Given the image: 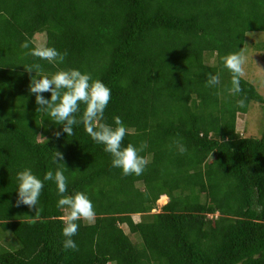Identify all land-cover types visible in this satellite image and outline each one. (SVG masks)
I'll use <instances>...</instances> for the list:
<instances>
[{"label": "trees", "instance_id": "trees-1", "mask_svg": "<svg viewBox=\"0 0 264 264\" xmlns=\"http://www.w3.org/2000/svg\"><path fill=\"white\" fill-rule=\"evenodd\" d=\"M256 31L264 0H0V264H264V132L238 131L264 94L244 76L231 95L223 65ZM38 34L67 54L63 64L29 54ZM71 68L111 88L104 122L121 117L124 145H147L142 175L113 168L83 123L68 136L38 111L31 78ZM25 168L41 180L62 170L65 195L92 200L95 220L76 221L75 249L63 247L70 209L57 208L53 182L37 207L17 203Z\"/></svg>", "mask_w": 264, "mask_h": 264}, {"label": "clouds", "instance_id": "clouds-1", "mask_svg": "<svg viewBox=\"0 0 264 264\" xmlns=\"http://www.w3.org/2000/svg\"><path fill=\"white\" fill-rule=\"evenodd\" d=\"M22 47L29 49V42H24ZM29 54L54 66L63 64L67 55L52 46L31 47ZM245 62L246 58L242 54L234 53L223 58L224 67L232 73V87L229 89L231 95H237L242 91L240 81L245 75L243 67ZM39 68L38 64L34 66L35 76H37L36 70ZM33 77L29 90L35 95L36 104L40 106L39 112L45 113L55 124L63 125L62 131L68 136L73 134L74 125L83 123L84 130L92 141L103 145L104 151L111 154L113 168L121 169L126 176L143 174L149 161L139 153L147 145H141L139 148L132 144L124 145V139L130 132L121 117L113 118L115 126L104 122L105 110L112 95L109 86L102 80H93L89 73L76 68L58 70L51 76L41 75L35 79ZM219 82L218 75L209 74L207 83L210 87L218 85ZM46 92L51 93L50 99L43 95ZM239 104L243 107L244 100L241 99ZM81 105L84 106V110L80 119H77L76 114L80 113ZM56 135H61V132H57ZM180 150L183 152L186 149L181 147ZM51 159L54 164H58L64 159L63 153L56 150ZM16 180L17 203L29 207H37L44 188V181H51L56 185L59 195L57 208L70 209L64 219L62 229V235L66 238L63 241V247L65 250L75 249L77 245L72 237L77 234L79 228L76 221L83 219L88 223H93L95 220L93 202L87 193L76 192L73 195H65L68 191V181L64 171L59 169L55 173L51 170L47 171L41 180L31 168H25L16 174Z\"/></svg>", "mask_w": 264, "mask_h": 264}, {"label": "rangeland", "instance_id": "rangeland-1", "mask_svg": "<svg viewBox=\"0 0 264 264\" xmlns=\"http://www.w3.org/2000/svg\"><path fill=\"white\" fill-rule=\"evenodd\" d=\"M45 34H38L36 36V43L38 46L45 45ZM247 48L244 57L246 62L244 64L245 77L252 81L258 88L261 94H264V32H249L247 40ZM259 47V48H258ZM257 48L260 50H257ZM238 131L246 136L259 138L264 132V110L259 103H253L247 116H241L238 120ZM166 201H159V209ZM135 220L141 219L140 215L134 216ZM126 230L128 228L125 226ZM6 239H9L6 238Z\"/></svg>", "mask_w": 264, "mask_h": 264}]
</instances>
